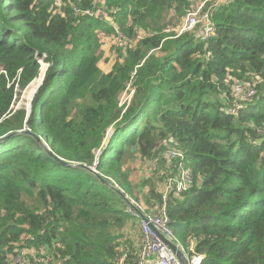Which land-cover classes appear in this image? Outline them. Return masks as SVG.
I'll list each match as a JSON object with an SVG mask.
<instances>
[{
	"label": "trees",
	"instance_id": "obj_1",
	"mask_svg": "<svg viewBox=\"0 0 264 264\" xmlns=\"http://www.w3.org/2000/svg\"><path fill=\"white\" fill-rule=\"evenodd\" d=\"M61 2L0 0V264H19L21 250L45 251L50 264H118L137 251L125 201L45 146L95 165L148 214L177 173L161 152L181 151L193 184L168 193L175 238L201 264H264V0L216 3L206 38L201 25L174 31L192 0ZM96 6L107 17L84 13ZM104 37L114 50L107 72ZM42 77L25 123L29 100L16 101ZM236 80L255 89L240 107ZM131 161L146 168L139 178Z\"/></svg>",
	"mask_w": 264,
	"mask_h": 264
},
{
	"label": "built area",
	"instance_id": "obj_2",
	"mask_svg": "<svg viewBox=\"0 0 264 264\" xmlns=\"http://www.w3.org/2000/svg\"><path fill=\"white\" fill-rule=\"evenodd\" d=\"M53 1L56 6H60L62 3L61 0ZM220 1L223 0H215V2H212V0H192L191 7L187 10L181 23L174 29L176 34L179 35L184 31H191L198 25H201L202 37L206 38L208 36H212L215 31L214 26L210 21V17L214 6ZM74 9L75 12L78 11L76 7ZM84 13L88 15H95L100 18L107 17V13L99 6H96L93 9H85ZM115 29L116 32H119L116 26ZM165 30L169 31L170 29L167 28ZM137 36L140 37V35ZM119 38L120 37L117 39ZM39 61L41 64H45L41 60ZM45 66L42 65V67ZM43 69L44 68L41 70ZM0 73L5 74L6 71L4 69H0ZM130 92L132 93L133 90H130ZM231 95L235 100V106L240 107L241 101H247L253 98L255 95V89L243 81L236 80V82L231 85ZM129 96L126 100L129 99ZM232 110L233 112L235 111L234 109ZM161 157H166L169 161H175L177 173L173 176H167L161 196V204L151 213H145L143 211V206L139 205L134 199L129 198L131 204L139 208L144 213L145 219H141L135 210L128 206L127 212L139 219V244L134 256H128L127 253H123L118 261V264H182L172 250L157 235V232L162 234L167 241L174 243L178 247L185 257L186 264H201L203 255L196 253L193 250L189 252L175 238L166 211L167 196L169 191H171L173 195L179 196L187 191L193 184L191 169L187 166L183 153L177 149L171 147L166 148L161 152ZM158 158L159 154H155L153 162L157 161ZM163 172L164 171H162L161 174ZM24 252L25 250H21L14 257V261L19 264H31L30 261L34 260L35 264H50L51 257L47 253H44L41 256H33L29 259L25 256Z\"/></svg>",
	"mask_w": 264,
	"mask_h": 264
},
{
	"label": "rangeland",
	"instance_id": "obj_3",
	"mask_svg": "<svg viewBox=\"0 0 264 264\" xmlns=\"http://www.w3.org/2000/svg\"><path fill=\"white\" fill-rule=\"evenodd\" d=\"M112 40L104 37L102 39V46L100 47L101 50V56L102 58L100 59L99 65L101 66L102 71L107 72L110 70L111 67V63H113V52L114 50L111 48L112 45ZM42 65L45 66V64L42 63ZM44 68V67H42ZM38 80L34 81L33 84L31 85V87L28 89V91H25L23 93H21L19 100L16 101V103L19 105L20 103L22 104H27L26 102L28 100H30V98L33 95V91L35 90V86L37 85ZM131 95V92L129 90H125L121 93L120 95V102L121 103H125L128 100H126L128 98V96ZM32 99V98H31ZM128 169L130 171V176L133 178H139V176H142L145 173V166H143V163L140 162H135V161H131L128 164ZM135 194H137V192H135ZM133 225H135V229L133 230L134 233V238L135 241L138 242V239L140 237V233H139V227L136 223V221L133 223ZM45 253V251H44Z\"/></svg>",
	"mask_w": 264,
	"mask_h": 264
},
{
	"label": "water",
	"instance_id": "obj_4",
	"mask_svg": "<svg viewBox=\"0 0 264 264\" xmlns=\"http://www.w3.org/2000/svg\"><path fill=\"white\" fill-rule=\"evenodd\" d=\"M46 71V70H45ZM42 79H43V77L41 78V79H38V82H37V85L35 86V90L33 91V93H35L36 91H37V89H38V87L40 86V84L42 83ZM31 98H33V95H32V97ZM30 98V100H29V103L27 104V106H26V110H27V116H26V122L25 123H27V121H28V117H29V115H30V106H31V99ZM19 132H21V131H19ZM112 132L110 131V132H108V134L110 135ZM11 134H13V133H11ZM45 148L47 149V151H49V154L53 157V158H55L57 161H59V162H61V163H63V164H65V165H71V166H80V167H83V168H85L86 170H88V171H90V172H92L94 175H96L97 177H98V179L99 180H101L102 182H104L105 184H107L108 186H110L124 201H125V203L129 206V207H132L134 210H135V212L139 215V217L141 218V219H145V215H144V213L139 209V208H137L136 206H134L133 204H131V202H130V199L124 194V192L120 189V188H118L116 185H112V184H110L109 182H107L105 179H104V177H102L99 173H98V171H97V169H96V166L95 165H93V166H87V165H85V164H80V163H78V164H69V162H67V161H65V160H63L62 158H60L59 156H56L55 154H53L52 152H50V150L45 146ZM95 155L96 156H98L99 155V151L98 150H96L95 151ZM96 162H97V160H95V162H94V164H96ZM157 235L164 241V243L172 250V252L176 255V257L178 258V260L180 261V263H182V264H186V261H185V257H184V255H183V253H181V251L178 249V247L174 244V243H172V242H170V241H167V239L162 235V234H160L159 232H157Z\"/></svg>",
	"mask_w": 264,
	"mask_h": 264
},
{
	"label": "crops",
	"instance_id": "obj_5",
	"mask_svg": "<svg viewBox=\"0 0 264 264\" xmlns=\"http://www.w3.org/2000/svg\"><path fill=\"white\" fill-rule=\"evenodd\" d=\"M163 171V170H162ZM172 176L173 175H175V174H171ZM116 185V184H115ZM135 200V199H134ZM128 206V205H127ZM136 223H137V225H138V227H139V219H137L136 220ZM139 233H140V229H139ZM176 237V236H175ZM140 238V237H139ZM139 241V240H138ZM179 242V241H178ZM180 243V242H179ZM183 247H184V245L182 244V243H180ZM138 245V244H137ZM185 249H186V247H184ZM191 250H193L194 251V249H193V245L191 244L190 246H189V248H188V251H191ZM187 251V252H188ZM189 253V252H188Z\"/></svg>",
	"mask_w": 264,
	"mask_h": 264
}]
</instances>
